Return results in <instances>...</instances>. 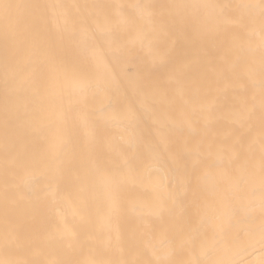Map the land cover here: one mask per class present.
<instances>
[{
    "label": "bare ground",
    "instance_id": "6f19581e",
    "mask_svg": "<svg viewBox=\"0 0 264 264\" xmlns=\"http://www.w3.org/2000/svg\"><path fill=\"white\" fill-rule=\"evenodd\" d=\"M8 2L17 7L7 39L0 10V259L87 264L169 246L190 254L191 241L227 223L224 194L235 189L224 174L243 167L256 171L258 222L259 9L234 6L259 0ZM184 5L257 17L252 49L243 24L207 22L220 9ZM53 61L58 93L44 88ZM143 233L153 247L117 242ZM230 258L264 260L259 244Z\"/></svg>",
    "mask_w": 264,
    "mask_h": 264
},
{
    "label": "snow or ice",
    "instance_id": "6c2138e0",
    "mask_svg": "<svg viewBox=\"0 0 264 264\" xmlns=\"http://www.w3.org/2000/svg\"><path fill=\"white\" fill-rule=\"evenodd\" d=\"M17 7L8 0H0V10L3 12V19L5 21V37L13 32L15 27V17L12 15V9ZM137 8L148 6H135ZM176 7H192V8H212L220 9L218 18L208 17L207 22L215 23L216 27H228L235 24H243L246 29H249V50L252 49L251 40L256 35L255 25L257 23V17L240 15L236 17L232 14L226 13L225 8L228 5H184ZM237 10L243 9H259V76H260V107L262 113V122H264V0H259V3H241L234 6ZM246 73L251 79L255 73L254 64L252 61H247ZM59 72L60 65L54 61L50 63L49 68L45 74L44 88L45 91H51L53 93L62 92L63 88L59 84ZM74 84L79 90H84L88 85L85 78L74 74ZM262 145H264V134L261 137ZM236 155L230 158V163L234 162ZM214 164L210 163L208 167H212ZM227 176L231 185L234 186V191L224 194L225 201L228 205L222 215L227 217V223L213 226V238L208 240L207 238L201 239L197 245L195 241H191L192 245V258L186 262V264H244L243 260L231 259V256L239 255L240 253L247 254L249 249L254 248L256 244L260 245V251L264 256V147H262L260 165H259V220L257 222L255 215V203L253 196L257 191L256 186V171L254 168L243 167L239 175ZM215 196V193L213 194ZM247 198V204L235 203L236 201H243ZM210 210L214 209V200L209 201L206 205ZM109 207L113 211H117L119 208V192L118 185L110 192ZM226 228H234L231 234V240L228 243L222 241V235ZM221 238H217V236ZM150 243V242H149ZM148 245L146 244L145 247ZM123 251L122 249H120ZM175 249L170 246L167 249V256L173 255ZM215 253H219L217 258L210 259L209 257ZM0 264H36V262L25 260H3L0 259ZM43 264V262H39ZM52 264H60V262H52ZM87 264H144V262L133 260H119V261H89ZM149 264H176L171 259L157 260L155 262H149ZM264 264V260L261 261Z\"/></svg>",
    "mask_w": 264,
    "mask_h": 264
},
{
    "label": "rangeland",
    "instance_id": "374dc122",
    "mask_svg": "<svg viewBox=\"0 0 264 264\" xmlns=\"http://www.w3.org/2000/svg\"><path fill=\"white\" fill-rule=\"evenodd\" d=\"M154 239L151 236L140 234L135 239L131 238L130 236H126L123 240H118L117 242H122V248H134L136 250L142 249L147 244L148 247H153ZM150 242V243H149ZM121 247V246H120ZM145 250H139L135 252V258L144 262V264H149V262H155L157 260H164V259H171L176 262V264H186L192 258V253H188L187 251H183L178 254L179 252L174 253L171 256H167V252L155 251V252H144ZM123 260H131V254H127L121 257ZM210 258V257H209Z\"/></svg>",
    "mask_w": 264,
    "mask_h": 264
}]
</instances>
